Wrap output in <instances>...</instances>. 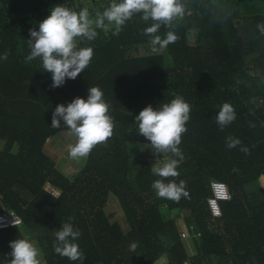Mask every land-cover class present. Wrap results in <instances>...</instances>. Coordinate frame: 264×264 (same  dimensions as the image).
Wrapping results in <instances>:
<instances>
[{
  "label": "trees",
  "instance_id": "16d2710c",
  "mask_svg": "<svg viewBox=\"0 0 264 264\" xmlns=\"http://www.w3.org/2000/svg\"><path fill=\"white\" fill-rule=\"evenodd\" d=\"M182 2L183 18L157 33L178 36L164 53L140 52L151 45L144 29L152 21L134 15L119 35L97 29L93 41L78 38V47L93 49L90 65L52 88L42 61H26L29 30H38L57 5L87 8L94 18L111 0H0V56L9 53L0 59V214L14 211L24 220L0 229V264H10V241L24 235L37 240L42 264H81L53 248L69 217L81 232L82 264H264V34L257 27L264 24V0ZM93 86L110 105L113 136L71 178L45 149L49 138L70 131L63 122L52 128V113L78 96L87 99ZM175 95L191 106L179 145L183 159L174 156L180 175L164 181L186 182L188 196L179 201L157 197L151 185L161 178L135 147V117ZM225 102L236 119L221 130L216 113ZM228 137L241 143L228 148ZM215 181L227 183L233 196L222 202V218L208 202ZM185 210L191 213L183 218L186 228L202 245L195 256L181 236Z\"/></svg>",
  "mask_w": 264,
  "mask_h": 264
},
{
  "label": "clouds",
  "instance_id": "9594fccd",
  "mask_svg": "<svg viewBox=\"0 0 264 264\" xmlns=\"http://www.w3.org/2000/svg\"><path fill=\"white\" fill-rule=\"evenodd\" d=\"M134 15H140L144 22L152 21L151 26L144 29V34L151 37L149 43L152 51L157 52L177 41L178 36L173 31H168L164 38L157 33L161 26L171 28L173 21L183 18L185 5L182 0H111L102 13L95 14V18L90 16L87 8L77 12L69 7L57 5L51 9V14L39 23L38 30H29L30 38L27 40L31 51L26 61L31 62L39 58L44 71L52 74L51 87H60L67 79L74 80L85 71L94 55L91 47H78V38L93 41L98 36L97 29L119 35L123 26ZM257 27L261 34H264V24H258ZM8 55L9 53L5 52L0 59L6 60ZM103 97V91L93 86L89 89L87 99L78 96L67 105H57L53 111L50 126L59 128L63 122L76 137L75 144L69 146L71 158H87L95 146L107 143L113 136L114 122L109 115L110 105ZM190 112V104L182 96L175 95L170 103L155 108L148 105L135 117L138 133L150 141L155 154H163V159L157 155L156 163L151 167L152 173L161 178L154 180L151 185L158 198L179 201L182 196H188L185 181L181 180L179 184L175 180L168 183L164 181L180 175V160L165 157L171 153L183 159L179 145L182 134L187 131L186 123L190 119ZM235 119V109L227 102L216 113V122L221 130ZM240 143L239 139L227 138L228 148H234ZM242 151L248 150L243 148ZM73 219L69 217V222L62 223L60 230L55 233L56 242L53 248L61 257L71 261L79 260L82 264L86 257L76 243L81 232L70 222ZM10 248V264H42L39 249L27 235L10 241ZM136 248L137 243L133 242L130 250L134 252Z\"/></svg>",
  "mask_w": 264,
  "mask_h": 264
},
{
  "label": "rangeland",
  "instance_id": "374dc122",
  "mask_svg": "<svg viewBox=\"0 0 264 264\" xmlns=\"http://www.w3.org/2000/svg\"><path fill=\"white\" fill-rule=\"evenodd\" d=\"M90 16L92 17V15H90ZM147 46L143 47L142 50L140 51L142 54L143 53H146V55L151 54V53L152 54H154V53L162 54L166 50V49H164L162 51L153 52L152 46L151 45H149L148 47ZM75 142H76V137L74 135H72L70 133V131H62V132L56 134L55 136L51 137L50 140L46 143L47 145H45L47 153L49 155H51L52 158L55 159V162H56L58 169L61 172H63L65 175H67L71 178L74 177V175L76 173L80 172V170L86 165V162H87V158L73 159L70 157L69 146L75 144ZM107 143H105V144H107ZM4 145H5V141L0 140V149L3 148ZM135 147L143 158H148V160H150V163L152 164V166L154 165V163H156L157 155H159L160 159H163V154H155L153 152V150L151 149L150 141H148L141 134H138V140H137V143L135 144ZM165 158L166 159H172V158H174V156L171 153H169L166 155ZM261 183H262V185H264V177L261 178ZM47 189L52 191L55 194L60 193L58 190H54L50 186H47ZM111 206L113 209L115 208L114 203H112ZM190 216H191V213L189 211L185 210L183 212L182 217H181L182 220H179V222H181L179 224H182V226L184 227V230H186L188 232V234H189V230H187L186 223L183 220V218L187 219ZM120 220H121V226H122L123 230L125 232H127L128 231V225L123 220V215H122ZM183 239H184L185 244H187V246H188L187 251H189V254L190 255L196 254V250H198V248L194 247V249H193L194 237L189 235V237L183 238ZM32 242L35 244V246L40 251L39 259L41 260V262H44L41 258L42 257L41 248H40L39 244L37 243V240H33ZM190 247H192V248L190 249ZM198 253H199V251H198ZM161 264H163V262Z\"/></svg>",
  "mask_w": 264,
  "mask_h": 264
},
{
  "label": "built area",
  "instance_id": "2783aa9c",
  "mask_svg": "<svg viewBox=\"0 0 264 264\" xmlns=\"http://www.w3.org/2000/svg\"><path fill=\"white\" fill-rule=\"evenodd\" d=\"M213 196L209 198V207L215 218H222L224 212L222 202L231 201L233 199L231 189L227 183L215 181L212 183ZM16 226H14V223ZM23 218L14 211H7L0 214V229L5 230L12 227L22 226ZM182 238L189 237L188 232L181 234Z\"/></svg>",
  "mask_w": 264,
  "mask_h": 264
},
{
  "label": "crops",
  "instance_id": "0c3cea01",
  "mask_svg": "<svg viewBox=\"0 0 264 264\" xmlns=\"http://www.w3.org/2000/svg\"><path fill=\"white\" fill-rule=\"evenodd\" d=\"M50 140V138L47 140V142ZM46 142V143H47ZM47 145V144H46ZM46 149V148H45ZM56 153V152H55ZM186 231V230H185ZM189 235H190V233H189ZM191 236V235H190ZM194 237V246H193V249H194V247L195 248H198V250H196V254H191V256H195V255H197V253H198V251H199V253H201V251H202V245L199 243V241L197 242V237L196 236H193ZM187 238V237H186ZM192 247H190V249H191ZM198 253V254H199Z\"/></svg>",
  "mask_w": 264,
  "mask_h": 264
}]
</instances>
